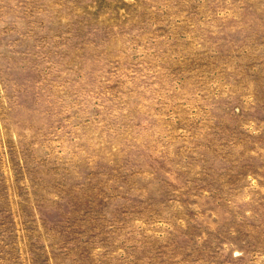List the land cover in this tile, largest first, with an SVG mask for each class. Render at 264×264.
I'll use <instances>...</instances> for the list:
<instances>
[{"label":"rangeland","instance_id":"rangeland-1","mask_svg":"<svg viewBox=\"0 0 264 264\" xmlns=\"http://www.w3.org/2000/svg\"><path fill=\"white\" fill-rule=\"evenodd\" d=\"M0 264H264V0H0Z\"/></svg>","mask_w":264,"mask_h":264}]
</instances>
